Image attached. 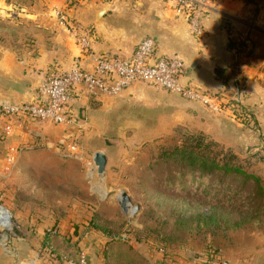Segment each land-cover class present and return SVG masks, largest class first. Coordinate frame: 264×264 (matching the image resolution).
<instances>
[{
  "label": "crops",
  "instance_id": "obj_1",
  "mask_svg": "<svg viewBox=\"0 0 264 264\" xmlns=\"http://www.w3.org/2000/svg\"><path fill=\"white\" fill-rule=\"evenodd\" d=\"M73 1L45 0V4L50 11L54 7L69 10L72 24L91 40L87 51L81 49L72 30L61 26L57 18L43 19L41 11L28 9L24 14L20 12V20L14 21L9 9L17 2L0 0V98L13 102L32 100L56 67L68 70L78 60L91 69L97 54L130 57L139 41L151 36L158 52L185 61V82L217 94L241 90L247 116L242 119L229 111L215 113L178 94L138 82L116 97L74 94V122H34L22 130L18 124L0 118V140L6 146L12 140L33 143L41 137L44 145L63 157L60 149L71 134L84 138L108 134L115 130L110 115L134 100L146 111L157 113L154 128L140 129L141 134L155 132L159 138L178 125H185L235 151L264 153V0H211L202 18L207 31L202 38L190 32L186 19L176 14L174 3L169 0ZM64 162L62 180L72 183L75 175L88 179L87 170L82 174L76 163ZM258 166L264 167V162L255 167ZM105 172L106 176L94 182L92 193L82 190L78 199L51 196L47 200L40 193V186L34 195L36 202H31L28 194L19 198L23 204L15 202L12 195L13 180L0 178V204L11 212L21 229L8 240L7 250L0 241V264H68L81 251L87 253L88 264H160L171 245L164 249L157 240L139 232L129 233L126 241L113 240L91 224L96 214L111 221L117 209L126 213L120 199L100 190V184L109 187L112 181L107 166ZM81 226L85 229L79 236ZM222 253L231 264H253L244 257L246 254L237 256L225 250ZM262 258L264 263V254Z\"/></svg>",
  "mask_w": 264,
  "mask_h": 264
},
{
  "label": "rangeland",
  "instance_id": "obj_2",
  "mask_svg": "<svg viewBox=\"0 0 264 264\" xmlns=\"http://www.w3.org/2000/svg\"><path fill=\"white\" fill-rule=\"evenodd\" d=\"M8 1L17 2V5L9 9L14 21L20 20L28 9L31 12L41 11L43 19L56 18L55 7L50 11L45 0ZM74 2L76 1L74 0L72 3ZM122 104L125 105L123 102ZM140 105L142 104L131 100L125 107L122 106L114 111L110 115V119L115 130H109L108 134L86 136L85 138L83 135H79L77 137L85 148V155L89 159L98 151L108 156L107 170L112 175V181L110 180L109 187L100 184V190H107L108 194L116 199H121L123 192H126L131 198L129 211L123 213L117 209V213L111 221L121 223L129 233L139 232L140 235L152 237L158 242L167 238L169 245L172 246L169 247V251L179 264H190L192 261L196 264H203V257L210 249L234 252L237 256L246 254L244 257L249 258L253 264H264L262 258L264 239L260 242V239L264 238V199L261 209L255 217L253 216L255 213L246 210L244 205L246 200H243V194L240 193L238 196L235 194V190L240 187L245 189V194L250 192L253 188V181L245 186H240L243 184L241 179L230 178L223 181L219 177L191 171L188 173L189 178L178 179L174 182L169 180L162 182L160 175L154 169L150 171L149 176H142L140 169L147 163L151 151L156 146L180 143L186 133L204 132L185 125H178L171 133L159 136V138L155 137L157 135L155 132L141 134V130L154 128L157 122V113L146 111ZM96 128L98 125L95 126ZM204 135L207 139L214 141L209 135L205 133ZM12 142L15 140L10 141L6 146V143L0 140V157L2 156L0 161L5 158L7 147ZM22 143L26 148L17 158L14 170L8 177L0 176L1 179L11 178L13 180L11 182L12 195L18 204H23L18 200L28 194L32 197L31 202H36L34 195L39 193L40 186L43 189L40 193L45 194L47 200L51 199V196L78 199L82 190L92 193L91 190L96 186L94 182H98L99 178L107 175L106 172L99 174L97 166L96 170L89 173L88 168L83 167L84 164L80 161L64 159V156L63 158L56 154L41 140ZM219 148L235 153L243 166L264 180V167H255L264 162L263 152L235 151L222 143L219 144ZM64 161L76 163L82 174H84V170H87L88 179L86 177L84 179L80 175H73L74 182L72 183H68L65 179L62 180V167L66 165ZM26 164H29V167ZM46 164H50V167H47ZM177 176H182L180 169L177 170ZM88 203L92 204L91 201ZM254 206H260V204L256 202ZM237 209L239 211H236ZM210 215H214L213 221H206L203 218V216ZM165 217L171 219L170 224L163 221ZM235 221H241L242 224L236 226L233 224ZM12 222L14 229L12 232H0V234L8 236L4 238L5 250L9 245L8 240L15 237V230L21 233V229L16 227V222L14 220ZM237 245L239 246L235 247Z\"/></svg>",
  "mask_w": 264,
  "mask_h": 264
},
{
  "label": "built area",
  "instance_id": "obj_3",
  "mask_svg": "<svg viewBox=\"0 0 264 264\" xmlns=\"http://www.w3.org/2000/svg\"><path fill=\"white\" fill-rule=\"evenodd\" d=\"M174 3L177 15L186 19L190 32L197 37H204L207 31L202 23L204 14L208 11L211 0H169ZM54 14L61 26L72 30L83 51L91 48V40L85 31L79 30L71 22L69 10L55 7ZM93 67H83L78 60L66 70L56 67L40 84L36 97L29 101L13 102L0 98V118L8 123L18 124L25 130L30 124L47 123L62 125L74 122L71 115V102L74 94L92 97H116L124 90L138 82L149 83L155 87L201 104L215 113L226 111L236 115L234 107L244 104L241 90L234 94L212 93L197 87L191 82H185L187 65L177 56H167L157 51L156 40L151 36L142 38L136 45L130 57L97 54L93 56ZM11 133V132H10ZM79 135L68 137L66 144L60 149L63 156L77 160L88 168L89 173L96 170L94 155L91 159L85 155ZM41 140V137L38 138ZM26 146L22 142H12L7 147L5 158L0 161V176L8 177L15 168V162L22 155ZM88 173V175H89ZM13 231L11 212L0 205V232ZM128 230L115 239L126 241ZM6 235V234H4ZM4 235L0 241L5 245ZM203 264H231L226 257L204 255ZM68 264H88L87 253L81 251L77 258H71ZM160 264H179L172 255L164 254Z\"/></svg>",
  "mask_w": 264,
  "mask_h": 264
},
{
  "label": "trees",
  "instance_id": "obj_4",
  "mask_svg": "<svg viewBox=\"0 0 264 264\" xmlns=\"http://www.w3.org/2000/svg\"><path fill=\"white\" fill-rule=\"evenodd\" d=\"M234 111L236 115L242 119H245L244 117L247 116L244 104L234 107ZM219 144L220 143L216 140L207 139L204 133H186L180 143L177 142L174 144L156 146L151 151L147 163L143 165L141 169L139 168L141 175L147 177L150 175V171L154 169L160 175V181L169 180L170 182H174L178 179L189 178L188 173L193 171L219 177L223 181L230 178L241 179V183L243 184L240 186H245L247 183L249 184L253 181V188H251L250 192L245 194V189L240 187L235 190V194L236 196L240 193L243 194V200H246L244 201L246 210L248 209L249 212L255 213L253 216L256 217L264 199L263 178L252 173L247 167L243 166L235 153L219 148ZM178 169L181 170L182 176H177ZM256 202L260 204V206L255 207L254 204ZM249 208H252V210H249ZM236 211L239 210L237 209ZM203 218L206 221H213L214 215L203 216ZM12 220L16 222L17 227V221L14 218H12ZM170 220L171 219L168 217L163 219L164 222H168L169 224L171 222ZM241 220L243 221V218H241ZM91 224L105 231L113 240H115L116 236L121 235L125 231L121 223H113V221L106 220L97 214L92 219ZM233 224L237 226L242 224V222L235 221ZM15 232L19 234V231L15 230ZM158 243H162L164 246L161 247L164 249H167L169 245L167 238L160 240ZM166 254L172 255L169 251ZM207 254L220 258L225 257L219 249H210L207 251ZM73 258H77V256Z\"/></svg>",
  "mask_w": 264,
  "mask_h": 264
},
{
  "label": "water",
  "instance_id": "obj_5",
  "mask_svg": "<svg viewBox=\"0 0 264 264\" xmlns=\"http://www.w3.org/2000/svg\"><path fill=\"white\" fill-rule=\"evenodd\" d=\"M102 13H104V10L102 11ZM94 161L98 167L99 173L100 174L104 173L106 170L107 163H108L107 155L103 152L98 151L94 155ZM130 203H131L130 196L126 192H123L122 197L119 200V204L124 212L127 213L129 211ZM84 229H85V226H81L80 231H79V236L83 234ZM5 236L8 237L7 235Z\"/></svg>",
  "mask_w": 264,
  "mask_h": 264
},
{
  "label": "bare ground",
  "instance_id": "obj_6",
  "mask_svg": "<svg viewBox=\"0 0 264 264\" xmlns=\"http://www.w3.org/2000/svg\"><path fill=\"white\" fill-rule=\"evenodd\" d=\"M131 211H132V209H131ZM4 238H6V236L4 235Z\"/></svg>",
  "mask_w": 264,
  "mask_h": 264
}]
</instances>
